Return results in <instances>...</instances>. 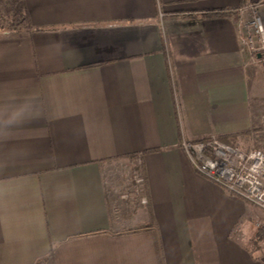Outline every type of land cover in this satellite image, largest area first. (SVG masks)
Here are the masks:
<instances>
[{
	"label": "crops",
	"instance_id": "1",
	"mask_svg": "<svg viewBox=\"0 0 264 264\" xmlns=\"http://www.w3.org/2000/svg\"><path fill=\"white\" fill-rule=\"evenodd\" d=\"M245 1L12 2L0 30V264H264V210L182 147L254 128L264 73L235 16L215 14ZM116 160L142 173L147 204L111 178Z\"/></svg>",
	"mask_w": 264,
	"mask_h": 264
},
{
	"label": "built area",
	"instance_id": "2",
	"mask_svg": "<svg viewBox=\"0 0 264 264\" xmlns=\"http://www.w3.org/2000/svg\"><path fill=\"white\" fill-rule=\"evenodd\" d=\"M236 14L242 49L252 62L264 63V9L244 5ZM182 147L199 173L264 210V150L244 151L222 142L215 135L202 141L186 140ZM130 167L128 181L140 203L147 204L145 179L133 164ZM123 193V198L129 197L127 192Z\"/></svg>",
	"mask_w": 264,
	"mask_h": 264
},
{
	"label": "rangeland",
	"instance_id": "3",
	"mask_svg": "<svg viewBox=\"0 0 264 264\" xmlns=\"http://www.w3.org/2000/svg\"><path fill=\"white\" fill-rule=\"evenodd\" d=\"M13 0H0V18L2 19V16L6 15L7 19L13 18L11 17L13 15ZM244 5H255L259 6L261 9H264V0H246L243 4ZM235 7L231 10L230 14H233L236 18L237 23V14L236 10L239 9V7ZM12 12V13H11ZM11 13V14H10ZM1 21V20H0ZM252 64H255L256 66H259V70L264 73V65L263 63H254L251 61ZM255 72V75L258 76L257 71ZM263 81L264 77L262 76ZM263 83V82H261ZM261 89L264 91V85H261ZM264 93V92H263ZM252 109L256 115V120L254 122V128L247 132H241L239 138L236 139V143L242 148H260L264 150V95L257 100L252 98ZM217 136V135H215ZM218 138V136H217ZM131 167L130 165H127V162L124 160H116L109 163L108 166V173H110V176L114 180H122L125 181V179L129 178Z\"/></svg>",
	"mask_w": 264,
	"mask_h": 264
},
{
	"label": "trees",
	"instance_id": "4",
	"mask_svg": "<svg viewBox=\"0 0 264 264\" xmlns=\"http://www.w3.org/2000/svg\"><path fill=\"white\" fill-rule=\"evenodd\" d=\"M13 2H19V0H13ZM230 14L231 10H220L219 12H216V15H226V14ZM0 30L6 31L7 28V20L6 19H1L0 18ZM264 65V63H263ZM242 133H238V134H228V135H224V136H218V139L221 140L222 142H225L227 144H230L234 147H239V145L236 143V139L240 137ZM134 159H137L136 155L133 156H129L128 158L126 157V159L132 161ZM125 159V158H123Z\"/></svg>",
	"mask_w": 264,
	"mask_h": 264
}]
</instances>
